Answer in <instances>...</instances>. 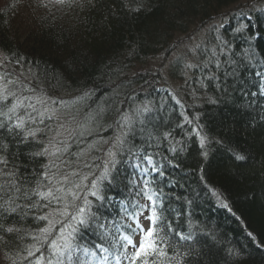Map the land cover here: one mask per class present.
Masks as SVG:
<instances>
[{
    "label": "trees",
    "instance_id": "obj_1",
    "mask_svg": "<svg viewBox=\"0 0 264 264\" xmlns=\"http://www.w3.org/2000/svg\"><path fill=\"white\" fill-rule=\"evenodd\" d=\"M249 1L93 0L92 5L73 8L54 0L0 3V59L8 58L0 73L38 91L46 90L48 96L59 100H73L91 91V99L79 112L80 120L97 105L105 108L103 118L90 125L91 134L78 138V144L71 141V152L97 142L101 150L92 156L99 164L120 132L121 115L132 113L137 105L150 108L146 120L133 116L135 124L127 148L135 155L127 148L120 154L117 170L121 183L136 178L137 188L131 192L136 194L142 176L151 181L172 227L187 232L191 224L196 233L194 243L203 253L202 264H264V96L258 94L261 77L257 81L255 72L248 73L244 62V57L253 60V66L264 73V7H251L264 0ZM42 2L48 6H41ZM133 8L140 10L131 11ZM237 10V16L231 15ZM226 15L233 25L223 26L222 34L231 36L224 51L216 57L210 49L199 53L202 63L192 70L189 90L165 85L163 68L178 48L176 42L194 28ZM236 25L241 28L233 35L229 30ZM182 68L180 73L171 71L174 78L182 80ZM141 119L143 124L137 122ZM46 123L56 128L55 122ZM142 128L151 133L149 138L142 131L148 150L139 142ZM166 133L171 136L166 137ZM201 137H206L203 147ZM176 141L183 150L165 149L176 146ZM18 147L17 164L32 179L33 169L40 171V164L47 159L37 157L33 162L23 154L27 148ZM205 150L206 160L201 155ZM233 151L246 160H236ZM145 155L153 157L159 171L147 165ZM137 163L149 169L147 174L135 167ZM213 190L223 194L235 216L221 206ZM102 191L108 198L103 211L110 214V221H119L121 201H136L135 195L121 193L120 184L102 186ZM49 210L34 211L17 225L22 227L24 239L16 246L0 243V264H20L17 253L24 254V246L33 243L24 230L35 233L44 227L46 222L34 221L33 215ZM241 221L255 240L245 233ZM84 237L96 239L90 232ZM229 249L239 250L240 255L229 257Z\"/></svg>",
    "mask_w": 264,
    "mask_h": 264
},
{
    "label": "snow or ice",
    "instance_id": "obj_2",
    "mask_svg": "<svg viewBox=\"0 0 264 264\" xmlns=\"http://www.w3.org/2000/svg\"><path fill=\"white\" fill-rule=\"evenodd\" d=\"M54 2L73 8L92 5L93 0ZM41 6L47 7L48 4L42 2ZM6 62L7 57L0 59V68ZM216 66H220L219 62ZM185 67L197 65L188 64ZM256 75L261 77L258 94L264 96V73L257 72ZM57 82L63 86L59 78ZM25 92L29 94L24 95ZM92 95L91 91H86L73 100L54 99L48 96L46 90L38 91L19 79H9L7 73H0V243L8 245L11 242L16 246L24 239L20 235L22 227L17 225H22L34 211L47 208L50 210L44 215H33L34 221L46 222L44 227L35 233L24 230L33 243L24 246V254L17 253L20 264L25 261L27 264H202L203 253L194 243L196 233L191 224L187 232L173 228L164 217L160 195L152 188V182L143 176L137 195L147 199L150 202L148 205L121 201L119 221L115 218L110 221V214L106 215L103 211L108 198L102 186L116 187L122 182L117 165L132 135L133 116L146 120L151 110L147 105H137L132 113H123L118 121L119 134L97 164L92 156L93 152L101 150L97 142L71 152V141L75 140L78 144V138L91 134L90 125L102 119L105 113L104 106L97 105L86 113L84 120L78 119L81 108ZM144 120L140 123L143 124ZM46 122H55L56 128L52 129ZM141 131L151 138L147 128ZM49 132L53 134L48 135ZM165 135L169 137L171 133ZM205 140L206 137H201V147ZM14 145L17 146L15 149ZM19 145L27 148L23 154L33 162L37 157L47 159V163L40 164V171L33 169L32 179L26 177L17 164L21 154ZM177 147L183 150L179 141L171 150L176 152ZM127 151L135 155L131 148ZM232 154L238 161L246 160L238 152L233 151ZM201 155L207 159L206 150ZM65 156L69 158L65 159ZM143 160L153 171H159L151 155H145ZM135 167L143 174L149 171L139 163ZM213 195L222 207L236 215L222 193L213 190ZM145 210L149 212L147 219L150 221L147 229L139 221ZM6 223L9 226L6 227ZM89 232L96 239L86 240L84 233ZM137 234H142L138 242L133 238ZM248 235L255 240L252 233ZM37 253L40 255L37 256ZM228 255L238 257L240 252L229 249Z\"/></svg>",
    "mask_w": 264,
    "mask_h": 264
},
{
    "label": "rangeland",
    "instance_id": "obj_3",
    "mask_svg": "<svg viewBox=\"0 0 264 264\" xmlns=\"http://www.w3.org/2000/svg\"><path fill=\"white\" fill-rule=\"evenodd\" d=\"M2 1L4 0H0V3ZM249 2L250 1L247 0L245 4ZM251 7H255V9H259V7H263V5L262 3L257 4L256 2V3L251 4ZM239 13H240L239 10H237V11L232 12L231 15L235 17ZM241 22L244 25L247 24V22L245 23V21L243 20H241ZM231 25H233V21L230 19L229 15H226L225 18L223 19H217L214 22L206 24L205 26L196 27L189 34L183 35V37H181L178 40V42H176L178 48L173 51L172 57H170L169 61L167 62L168 64H166V66H164L163 68L162 74H164L165 85L170 86V87L171 85H173L174 87L183 86L189 90L191 86L188 84L189 83L188 81L190 80L192 76V70H194L196 67L186 68L185 66L188 64L200 66L202 62L200 61L201 57L199 56L200 55L199 53L205 52L207 49L212 50V56L214 57H216V55L220 52V50L221 52L224 51L223 50L224 45L226 47L229 44V42H227V38L228 36H230V34L229 33H227L226 35L222 34V29H224L223 26L227 27ZM238 27L240 26L236 25L235 27H233L232 30H229L230 33L234 35V32H238L239 30ZM244 58H245L244 62L247 66L248 73H250V71L253 70L255 72V79L259 81V76H257L256 73L261 72V71L258 70V68H256L255 66H253V62H254L253 60L251 59L249 60L247 59V57H244ZM174 62L176 63L175 65H174ZM171 66L172 67L174 66L173 69L176 70L177 73H180L179 69L183 67L181 70V73H182L181 75H184L182 77V80H180L179 78H174L175 74L171 73V71L174 72V70L171 69ZM259 83H258V86L260 85ZM137 122H140V120H138ZM140 133L142 136L139 137L140 139L139 142L144 143V146H146L148 150L149 149L147 147L148 141L145 143V140H144V138H146V135H143L141 130H140ZM199 141L201 142V139H199ZM171 147H172L171 145H168L166 146L165 149L170 152H173L171 150L172 149ZM135 180L136 178L131 179L130 181H124L123 183H120V191L121 193H123L124 196L130 195L131 192L134 190V188L137 185ZM164 184L166 185V183ZM168 186L169 184L166 185V187ZM139 219L142 222L141 224L145 228H148L149 220L147 221V217L145 216L144 213L139 217Z\"/></svg>",
    "mask_w": 264,
    "mask_h": 264
},
{
    "label": "bare ground",
    "instance_id": "obj_4",
    "mask_svg": "<svg viewBox=\"0 0 264 264\" xmlns=\"http://www.w3.org/2000/svg\"><path fill=\"white\" fill-rule=\"evenodd\" d=\"M240 223L242 224V227L245 229V233L246 232L248 233L250 230L247 228L246 224L245 223H242V221Z\"/></svg>",
    "mask_w": 264,
    "mask_h": 264
}]
</instances>
